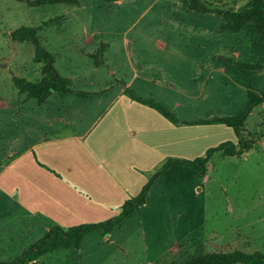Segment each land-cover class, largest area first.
<instances>
[{
    "label": "rangeland",
    "instance_id": "obj_1",
    "mask_svg": "<svg viewBox=\"0 0 264 264\" xmlns=\"http://www.w3.org/2000/svg\"><path fill=\"white\" fill-rule=\"evenodd\" d=\"M201 1L211 9L237 10L248 0ZM79 3L0 0L1 261L15 258L54 224L47 213H37L54 208L44 197L43 181L20 158L37 135L33 114L39 108L35 98L18 92L11 77L40 79L41 64L33 61L30 42L11 38L18 27L37 29L55 68L77 90H102L116 79H129L135 68L132 91L161 103L179 121L234 115L247 105L248 90H264V46L252 24L238 32L221 30L222 16L189 10L182 0ZM95 58L103 63L95 66ZM243 133L254 144L240 156L213 153L203 176L186 165L169 167L151 185L145 204L109 234L91 232L79 249L51 251L38 263L184 264L210 252L264 254V102L252 109ZM168 136L179 139L169 152L181 159L237 141L232 128L216 122L180 124ZM73 216L62 226L103 217Z\"/></svg>",
    "mask_w": 264,
    "mask_h": 264
},
{
    "label": "crops",
    "instance_id": "obj_2",
    "mask_svg": "<svg viewBox=\"0 0 264 264\" xmlns=\"http://www.w3.org/2000/svg\"><path fill=\"white\" fill-rule=\"evenodd\" d=\"M132 72L129 79H116L95 92L77 90L70 78L72 91L52 93L37 102L39 111L33 114L37 135L20 158L43 181L44 197L54 210L37 213H47L49 224L66 229L71 226L62 224H70L73 215L77 219L103 215L80 220L89 223L118 214L123 202L139 193L160 164L180 158L169 152L179 139L168 136L180 125L132 97L144 99L131 89L138 76L137 69Z\"/></svg>",
    "mask_w": 264,
    "mask_h": 264
},
{
    "label": "trees",
    "instance_id": "obj_3",
    "mask_svg": "<svg viewBox=\"0 0 264 264\" xmlns=\"http://www.w3.org/2000/svg\"><path fill=\"white\" fill-rule=\"evenodd\" d=\"M104 1L115 2L117 0ZM26 2L30 5L53 3L80 4V0H26ZM182 2L189 10L201 13L213 12L222 16L220 25L221 30L238 32L246 24L254 25L260 35L262 45L264 46V0H248L237 10L211 9L204 5L201 0H182ZM10 35L13 40L30 42L34 47L33 61L41 64L40 79L30 81L24 77L12 75L11 79L14 86L18 89V92L25 93L28 97L35 98L36 101L41 104L52 93L65 94L72 91L71 79L59 74L54 66L55 57L41 45L36 28L20 26L12 31ZM100 54H102V52ZM89 56H95V53L89 54ZM102 63L103 62L95 58V66ZM232 64L243 68H259L257 65L243 62H233ZM128 92L131 94L130 91ZM247 96V105L234 115L217 116L210 119L194 121H179L172 111L164 107L161 103L155 102L154 100H144L132 95L133 98L156 108L162 115L176 125L209 124L215 122L224 124L233 129L237 141L233 142L229 140L221 142L216 146L208 148L203 156H198L194 159L168 158L163 165L149 177L136 196L128 198L123 202L121 210L117 215L103 221L76 224L66 229L59 225H53L30 247L23 250L12 260H0V264H41L38 263V259L51 251L68 248L79 249L85 235L91 232H98L102 235L109 234L115 226L129 218L146 202V197L151 185L169 167L174 165H186L192 169L194 174L203 176L207 169L206 164L213 153L219 152L224 156H240L244 151L249 150L254 144V139L244 136L243 130L245 120L255 106L264 102V90L260 93L248 90ZM184 264H264V254L258 251L245 253L239 250L230 252H210L200 254Z\"/></svg>",
    "mask_w": 264,
    "mask_h": 264
}]
</instances>
